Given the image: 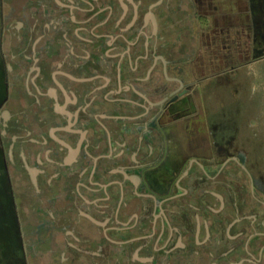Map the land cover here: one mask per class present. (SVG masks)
I'll return each instance as SVG.
<instances>
[{"label": "flooded vegetation", "instance_id": "flooded-vegetation-1", "mask_svg": "<svg viewBox=\"0 0 264 264\" xmlns=\"http://www.w3.org/2000/svg\"><path fill=\"white\" fill-rule=\"evenodd\" d=\"M0 24L8 245L46 243V264H264V177L219 160L200 108L249 60L243 32L195 0H0Z\"/></svg>", "mask_w": 264, "mask_h": 264}, {"label": "rangeland", "instance_id": "rangeland-1", "mask_svg": "<svg viewBox=\"0 0 264 264\" xmlns=\"http://www.w3.org/2000/svg\"><path fill=\"white\" fill-rule=\"evenodd\" d=\"M252 2L264 10V0H252ZM254 12L256 13V10ZM260 15L263 17L257 18L258 21L254 22V34L252 33V39L248 43L251 49L249 60L242 62L236 56L235 65L239 68L230 75L219 76L215 84L209 81L204 83L200 97L203 102L200 108L207 114L205 115L213 129L214 140L218 141L220 147L228 146L227 150H220L219 160L222 161L234 154L242 156L245 160L258 165V168H255L258 178L264 177V11ZM4 89L3 78L0 77V103ZM2 158L0 151V264H24L25 262L46 264L40 259L48 255L46 243H41L37 254L35 249L29 250L26 260L25 257L23 258L24 254L20 253L17 243L15 245L11 241L9 245L7 243L9 238L17 240V235L14 221L12 225L11 222L6 221L9 219L7 217L11 216V212L8 215L4 206L5 202H10V197L6 182L8 177L1 164ZM6 222L11 227H8ZM46 223L47 220L42 219L40 227H33L31 232L33 240L45 242L48 236Z\"/></svg>", "mask_w": 264, "mask_h": 264}, {"label": "crops", "instance_id": "crops-1", "mask_svg": "<svg viewBox=\"0 0 264 264\" xmlns=\"http://www.w3.org/2000/svg\"><path fill=\"white\" fill-rule=\"evenodd\" d=\"M195 2L199 15H202L204 19H211L220 30L227 28L233 33L243 32L249 42L254 34V22L258 21L257 18L263 17L260 13L264 10L261 6L258 8L253 4L252 0H195ZM241 27H244V30H240ZM248 49L251 55L249 45Z\"/></svg>", "mask_w": 264, "mask_h": 264}]
</instances>
